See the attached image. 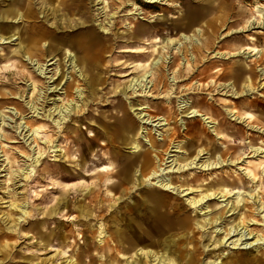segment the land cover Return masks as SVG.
<instances>
[{"label": "rangeland", "instance_id": "rangeland-1", "mask_svg": "<svg viewBox=\"0 0 264 264\" xmlns=\"http://www.w3.org/2000/svg\"><path fill=\"white\" fill-rule=\"evenodd\" d=\"M85 1L86 13L81 16L74 9H64L61 0H32L34 17L16 21L5 10L19 6L20 1L0 0L1 30L8 31L11 28L8 33H17L12 38L0 40V264H104L115 250L106 252L103 249L99 227L103 223L109 232H113V236L122 238L126 243L131 240V231L127 227L129 224L143 222L146 218L149 222L143 224L150 225L153 221L150 203L145 202L142 197V193L147 192V189H153L156 194L162 196L169 205L168 210L175 208L174 212L169 214L173 219L180 214L182 217H191L192 221L197 216L187 205L188 199H185L198 196L209 183L218 182L221 178L237 182L239 179L243 180L246 184L238 182L235 189L238 193L245 194L244 197L247 193H255L259 187L264 189V163L258 165L264 161V153L253 154L250 148L260 146L264 149V74H261L264 71V23L255 22L248 27L243 26L246 17L250 14L255 16L254 6L264 4V0H160L152 4L144 0H107L108 6L104 13H100L102 3L97 0ZM49 8L55 10L51 12ZM214 15H224L225 20L221 24L218 21L212 24L217 30L206 47L205 36L212 28L208 26V19ZM134 25L137 28L147 27L148 32L131 36L130 28ZM42 28L47 31L45 34L50 32L56 35L55 44L58 43V51L54 58L60 59L65 74H70L67 73L63 62L66 47L78 54L89 41L94 40L104 45L98 59L102 66L95 70L100 81L92 86L81 83L80 87L84 88L83 93L87 98L81 107L71 111L59 125L51 118H57L56 112L51 114V117L47 114L49 110L52 112L55 105L71 103L63 93L69 80L56 73L54 77L57 79L53 84L60 81V89L45 91L47 79L36 71V57H32L31 61L27 56H22L24 49L34 41L41 44L43 50L48 51L49 47L39 39ZM195 28L201 29L202 34H195L200 38L197 46H204L200 55L194 48L196 44H191V49L190 44H183L180 48L182 54H177L171 46H166L163 52L160 49L161 55L169 58L161 73L156 74L152 70L149 76L151 83L153 82L151 94L132 97L130 91L126 90V85L130 79L141 73L135 64L148 62L159 54L154 53V56L148 58L146 52L139 51L160 47L164 37L179 39L180 33H193ZM88 31L90 36L81 41V47H77L78 40L74 42L76 47H69V43L74 41L76 36ZM8 33L6 35H9ZM17 35L24 37V46H19ZM61 42L63 44H59ZM186 45L194 56L190 61L191 64L194 63V68L192 65L187 67L180 64L183 63L181 58H188ZM252 48L261 52L257 55L248 52ZM239 50L243 53H237ZM216 51L224 53L223 56L216 55ZM49 58L51 57H47L46 53L41 62L49 63ZM57 63L58 61L47 67V76L55 73ZM236 69L241 71L237 72ZM238 73L240 76H235ZM158 75L160 80L157 79ZM247 75H250L255 88L253 91L239 94L242 90V80ZM228 82L234 85L238 94L233 95L231 90L220 86ZM33 84L35 90L37 89L36 93L33 92ZM94 88L93 93L89 94L88 91ZM170 90L175 97L169 99L166 97ZM38 97L39 100H36ZM182 100L191 106L201 101L204 113L211 116L228 139H218L206 127L203 115L181 116L184 109L179 108V102ZM138 103L149 104L151 108L147 112L152 115L162 116V113L166 115L169 111L166 124L155 128V132L154 128L147 126L149 130L152 129L149 132L158 145L169 143L171 134L169 137L166 135L174 128L176 132L171 141L174 144L183 142L185 150L193 145L191 155L195 154L203 147L197 144V140L192 138L194 135L186 129L190 123H194L197 131H204L202 138L197 139L208 143V139L215 138L213 142L217 147H221L219 154L224 151V145L232 147V154L224 156L227 157V162H223L222 167H199L207 159L206 150L197 157V166L193 164L177 171L175 166L172 171L166 173V177L169 176L175 185L181 186L179 190L183 191L180 193L163 189L155 180L151 183H142L139 180L137 187L130 188L139 175V168L138 172H132V179L125 184L127 191H120L124 184L121 183L116 191L109 192L105 187L106 182H103L105 170H108L104 166L109 168L114 166L112 163L115 162L108 161L107 157L112 159L119 156V159L125 160L132 156L129 145L118 144V140L113 138L118 134L114 129L119 125L122 113L132 121L136 131L140 132L135 138L143 148H147L143 140L148 139V135L145 130H139L136 115L138 110H133L134 106L131 107L132 104ZM14 104L23 109L22 119L15 112ZM32 104L38 108L36 112L30 109ZM119 106H122V109H119ZM230 110L236 115L239 113L241 119L231 116ZM25 119L44 125L35 141L27 139L26 128L21 131L20 126L25 125ZM171 141L169 145L167 143V152L172 145ZM78 147L83 153L82 157L79 156ZM103 147L109 153H106ZM55 149L58 151H54ZM38 153L41 154L39 160L30 161L28 157L37 156ZM170 154L185 156L184 152L171 151ZM174 155L169 158H166L167 154L163 156L164 161H167L166 165L172 163L169 160L175 159ZM6 156L9 160H6ZM102 156L104 161L100 160ZM82 158L84 159L80 162ZM230 160L235 161L230 163ZM173 165L172 163L171 167ZM253 166L262 173L251 180L246 173L254 169ZM9 170L15 172L11 177L7 174ZM196 179L203 181L195 190H188V187L196 186ZM229 188L232 189V186ZM235 189L228 194V199L237 196V193L234 194ZM10 199L19 200L21 205H25L28 214L25 218L21 216L17 225L7 229L12 224L11 219L16 220L20 216L18 210L9 206ZM222 199L224 198H219V195L211 197L207 202L208 209L220 211ZM238 209L234 215H237ZM229 214L228 212L224 215L225 224L226 220L231 221L234 217ZM217 228H220V225ZM213 229L215 228H207V231L203 232L195 228L194 231L193 244L198 241L194 246L201 252L199 258L203 264L215 257L217 258L211 264H219L221 260L228 262L244 252H247L250 264H264V249L254 251L252 247L244 249L242 245L232 247L230 244L229 247L215 249L211 258L207 256V253L213 250L199 244V236L201 232L204 233L201 242L210 236L213 240L216 234L211 233ZM231 239L235 237L230 238L228 242ZM112 246L113 243L109 242L108 247Z\"/></svg>", "mask_w": 264, "mask_h": 264}, {"label": "bare ground", "instance_id": "bare-ground-1", "mask_svg": "<svg viewBox=\"0 0 264 264\" xmlns=\"http://www.w3.org/2000/svg\"><path fill=\"white\" fill-rule=\"evenodd\" d=\"M20 1L19 6H16L13 8H7L5 11L9 12L12 15V19L19 21V20H28L31 17H34V11L32 9L31 1L32 0H18ZM47 1V0H45ZM148 3H156L160 0H144ZM62 6L66 10H76L81 16L86 13L85 8L87 7L85 0H61ZM97 2L102 3L103 5L100 7L101 11L100 13H104L107 6L108 1L107 0H97ZM21 7V8H20ZM136 8V7H135ZM10 9V10H9ZM51 12H53L55 9L49 8ZM255 16L253 14H250L248 17H246L243 21V26H250L253 23H264V4H258L254 6ZM219 12V11H218ZM99 14V13H98ZM107 16V15H106ZM215 16V15H214ZM211 16L208 19V26H212V24L216 21H218L219 24L223 23L225 19L224 15L220 16ZM257 17V19H256ZM165 18V17H163ZM82 23H84L82 21ZM219 26V25H218ZM220 27V26H219ZM217 28V27H215ZM210 28L211 32L208 33L205 36L206 42L205 46H209V42L211 41L212 36L214 37L215 32L217 29ZM11 28L8 29V31H3L0 28V40L9 39L12 38V36L16 35L17 33H8L11 32ZM130 34L131 36L135 35H141L142 33L148 32L146 29L147 27H140L137 28L136 25L132 26L130 28ZM209 29V28H208ZM201 29L195 28L193 33L185 34L180 33L179 39L171 38L169 36L164 37L162 39L163 44L159 47H155L154 49H143L139 52L144 53L146 52L148 54V58L150 56H154V53L157 56H154L153 58H150L148 62H137L135 66L141 71L137 77H134L130 79L129 83L126 85V90L130 91V95L132 97H138V96H144V95H150V88L153 85V82L151 83V80L149 79V76L152 74V70L155 71L156 74L161 73L162 70L165 68V63H168L167 59L169 57H166L165 55H161V51H164V48L167 46L170 47L172 50L174 49L177 54H182L181 49L183 47V44H196V47H194L197 52L201 53V48L203 49L204 46H197L199 44V39L196 37L200 34ZM47 32L44 28H42L41 31V37L39 38L43 43L49 47L48 51H45L42 49V45L39 43L30 42L29 46L24 49L22 56H27L29 60L32 61V57H36V71H39V74L43 75L44 78L47 79L46 83V90L45 91H56L59 88L60 81L53 84V82L57 79V77H54L56 73L59 75H62V78H65L69 82L66 84L65 90L63 91L64 96L70 100L71 103H66L62 106L55 105L52 112L47 114L48 117H51V114L56 112L57 118L54 119V117H51L52 120L56 125L61 124L66 120V118L69 116L71 111H75V109H78L81 107L82 103L84 102V99L87 98V95H85L84 88L80 87L81 83H87V85L92 86L93 84H97L98 81H100L99 78L96 77V69H100L102 64L99 62L100 57V51L104 47V45H100L101 43H98L94 40L89 41L86 43L83 48H81V51L77 54L75 52H72L70 48L66 47L64 50V66L66 67L67 73L65 74V71H62L60 59L54 58L55 53L58 51V48L55 44L56 41V35H53V33L45 34ZM9 35H6V34ZM39 33V31L37 32ZM195 34H197L195 36ZM205 34V33H204ZM203 34V35H204ZM90 36V31L85 32V34H79L74 38V41H71L69 43V47L73 48L77 40L79 41L77 47H81L82 42ZM202 37V36H201ZM17 42L19 46H24L23 43L24 37L21 35H17L16 37ZM82 41V42H81ZM75 42V43H74ZM150 43V42H149ZM59 44H63L62 42ZM151 44V43H150ZM149 44V45H150ZM28 45V44H27ZM164 45V46H163ZM212 45V44H211ZM186 52L188 58H185L183 56L182 62L180 63L182 65H186L187 67H190L192 65V68H194V63L191 64L190 61L194 59V56L190 51H188V45ZM206 49V48H205ZM195 51V50H194ZM203 51V50H202ZM253 52L254 54H258V52H261L260 50L256 48L249 49L248 52ZM47 53V57L49 58L47 61H50L49 63H42L41 60L45 58V55ZM237 53H243L242 50H239ZM196 54V53H195ZM216 55L223 56L224 53L216 51ZM198 56V55H197ZM261 56V54L259 55ZM146 58V59H148ZM198 58V57H197ZM56 61H58V68L56 66L55 73L52 75H46L48 73L47 67L51 64H54ZM147 61V60H146ZM180 61V60H179ZM179 64V65H180ZM181 65V66H182ZM250 68V67H249ZM68 69L70 71L68 72ZM175 70V69H174ZM237 72L241 71L240 69ZM176 72V71H175ZM208 74V73H207ZM261 74H264V71L261 72ZM163 74L161 75V77ZM202 76V75H201ZM206 76V74H205ZM219 76V75H217ZM235 76H240V73H238ZM35 76H30V78H33ZM161 77L158 75L157 79L160 80ZM209 77V76H207ZM163 78V77H162ZM82 80V81H81ZM174 81V79H173ZM242 90L239 92L241 94L242 92H247L249 90H254L255 86L252 85V79L250 75L246 76L242 80ZM216 81L214 80V83ZM75 83V84H74ZM213 84V83H212ZM88 86V87H89ZM220 86H224V88H227L228 90H231V93L233 95L238 94L236 89L234 88V85L232 83H223ZM211 87V86H210ZM184 88H186L184 86ZM33 92H37L35 90V84H33ZM74 90V91H73ZM94 89L89 90V94H92ZM43 94V91H42ZM75 94V95H74ZM38 95L40 96V93L38 92ZM175 97L173 96V92L170 90L167 93L166 98ZM44 98V95L42 96ZM39 100V97L36 99ZM14 110L16 113L19 114V117H21L23 113V109L18 108V104H14ZM133 107V110H138L136 113L137 118L139 120V130H145V134L148 135V139L143 140V142L147 145V148H143L139 141L135 138L136 135H140V132L137 130L136 127L133 126L132 121L127 119V117L124 115V113L121 114L119 125L115 127L114 130L118 132L116 137V140H118V144H125L129 145L132 150V156L130 158H126L125 160L123 158L119 159V156H114L112 159L110 157H107L108 161H114L115 163H112L114 166H111L107 168V166H104L106 172L105 179L103 182H106V188L109 192L118 189L117 186H119L121 183H124L123 186H121L120 190L121 192L127 191L128 188L126 187V183H129V181L132 179V172L133 174L135 172H138L139 168V175L136 177L134 183L131 185L130 188L137 187V185L142 183H151L153 180H155L156 183H159L158 185L161 186L163 189H172L176 190L177 193L182 192L183 190H179L181 186L175 185V183L172 181L171 178L166 177V173L169 171H172L174 167L176 166L177 170H182L184 168L190 167L194 164V166H197V157L205 153H207V159L203 163L199 165V167L203 168H212V167H220L223 165V162H227V157L224 156L229 154V156L232 154V147L224 145V151H221L219 154V149L221 147H217L215 145V138L212 140L208 139V143L203 141V139H197L202 138L204 131L198 130L195 127L194 123H190L189 126H187V130L190 131L192 138L197 140V144H199L200 148L195 154H192V151L194 149V146L192 148H188L185 150L184 143H176L174 144L171 140L173 136L175 135L176 130L174 128L171 129L170 133L166 135V137H169V143L171 141V147L169 152L174 151L177 153H183L184 155L176 154L175 159L172 158L169 160L174 165L171 167V164L168 166L166 165L167 161H164L163 156L167 154L166 158L172 157L173 155L167 152L168 145L166 142H164L161 145H158L154 137L151 135L152 129L154 128V132L157 130L155 128L165 125L166 121L169 117V111L163 114L162 116L158 115H152L151 113L147 112L151 107L149 104L144 105L141 103L138 104H132L131 107ZM138 106V107H137ZM202 103L201 101L196 102V105L191 106L187 101H180L179 102V108L184 109L181 116L186 117H194V116H204L202 119L206 125L210 129V131L218 138L221 139L222 137L225 139H228L227 135L224 134L223 129L221 127H218L217 123L211 119V116H208L204 111L202 110ZM210 107V105L208 106ZM30 109H33V112H36L38 109L35 104H32ZM119 109H122V106H119ZM146 111V112H143ZM161 109H159V112ZM165 111V110H164ZM162 111V112H164ZM229 113L231 116H235L236 119H241L240 114L237 113L234 114L230 110ZM228 113V114H229ZM157 116V117H156ZM21 117L20 119H22ZM164 121V122H162ZM25 125H21L20 127L23 129L26 128L25 132L28 131V134H25V136L28 135L27 139L31 138L33 141L36 140V136L39 134V131L44 127L42 124H37L35 121L31 120H24L23 122ZM151 126V130L147 128V126ZM203 130V129H202ZM223 131V132H222ZM153 132V133H154ZM142 133V132H141ZM163 134V133H162ZM160 135V134H159ZM7 137H5L6 139ZM111 138V137H109ZM206 138V137H205ZM142 139V138H141ZM110 140V139H108ZM214 141V142H213ZM105 147V146H104ZM103 147V149H104ZM167 147V148H166ZM184 148V149H183ZM253 150V154L259 155L260 153H264V149L262 147H250ZM106 151V149H104ZM54 151H58L55 149ZM79 156L82 157L83 155L82 151L78 147ZM106 153H109L106 151ZM217 154V155H216ZM41 154L38 153L37 156L30 155L28 158H30V161L37 162L40 158ZM191 157V158H190ZM193 157V159H192ZM224 157V158H223ZM264 158V156H262ZM84 158L80 159V162ZM6 160H9V157L6 156ZM101 161H104L103 156L100 158ZM119 160V161H118ZM235 161V160H234ZM233 160H230V163L234 162ZM264 163V161H261L258 165H261ZM163 165V166H162ZM166 165V166H165ZM222 167V166H221ZM254 169H250L246 173V175L251 178V180L255 179V177L261 173L256 169L255 166H253ZM9 176L15 174V172L9 170L7 172ZM9 177V178H10ZM70 177V176H69ZM140 180V182H139ZM264 180V178H262ZM196 186L194 187H188V190H195L199 186L200 183H202V179L198 180L196 179ZM117 182V183H116ZM138 182V183H137ZM238 182L242 184L244 181L238 180ZM235 180H228L226 178L219 179L218 182L215 183H209L206 185L205 189L202 191L198 196L195 197H188L185 199L187 201V205L192 209V211L196 214L197 218L192 221V218L185 215L181 216L178 214L174 219L169 215L172 214L175 210V208H172V210H168V206L165 203V200L162 196L159 194H156L153 189H147V192L144 194L142 193V197L145 202L150 203L151 208V217L152 222L150 225L146 226L143 223L149 222V220L144 218L143 222H137V223H131L127 227L131 231V240L124 243V240L122 238H117L113 236V232H109L106 228V225L102 223V226L99 227L100 234L102 235V238L100 239L101 243H104L103 249H105L106 252H110L111 250H115V253L109 256V259L104 262V264H203L201 259L199 258V252L197 250V247H195L193 244L194 241V235H195V228L198 230H202L203 232H206L207 228H215L211 233H216L213 236V240L210 238L204 239L206 241L204 243L201 242V239L203 238L204 233L201 232L199 236V244H202L204 248L211 247L213 251L208 252L207 256H210L211 253L214 252V250H218L221 247H229L231 244L232 247H239L242 245V248L249 249L253 248L254 251H260L261 249H264V215L261 213H264V189L258 188V190L255 193H247L246 197L242 193H238V190H236V184L238 183ZM238 183V184H239ZM66 185V184H64ZM232 186V189L234 190V194L237 193L236 197H233V199H228L230 195H228L232 189L229 187ZM238 188V187H237ZM219 195V198H224L220 200L221 203V210H215V209H208L209 205L207 204L208 200L211 197H217ZM9 206L12 207L14 210H18L20 216L14 220L11 219L12 224L7 227V229H11L12 226H15L18 224V220L21 218V216L26 217L28 214V211L26 210L25 205H21V202L19 200L13 201L10 199ZM239 208V209H238ZM237 215L235 214V210H237ZM166 211H168L166 213ZM230 213L229 215H234L233 219L231 221L226 220L227 224H225V218L224 215L226 213ZM21 225V223H19ZM220 225V228H217V226ZM223 225V226H222ZM261 225L262 227H259ZM115 233V232H114ZM232 237H235V239H231L229 242L228 240ZM112 242L113 246L111 248L108 247V243ZM106 243V244H105ZM224 249V248H223ZM193 250V252H191ZM196 251V252H195ZM198 251V252H197ZM236 255V254H235ZM120 256L121 259L118 257ZM202 256V255H201ZM207 258V257H206ZM217 257H215L216 259ZM215 259L208 261V264L214 263ZM205 260V258H204ZM210 260V259H209ZM249 259L247 257V252L241 253L238 257H235L230 259L228 262H223L221 260L219 264H250ZM204 262V264H207ZM260 264V263H259Z\"/></svg>", "mask_w": 264, "mask_h": 264}]
</instances>
